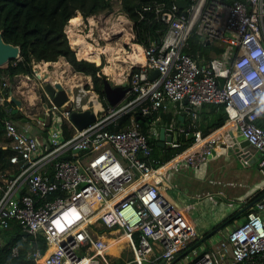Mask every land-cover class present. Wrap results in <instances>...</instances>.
<instances>
[{
    "label": "built area",
    "instance_id": "2783aa9c",
    "mask_svg": "<svg viewBox=\"0 0 264 264\" xmlns=\"http://www.w3.org/2000/svg\"><path fill=\"white\" fill-rule=\"evenodd\" d=\"M118 1V22L107 18L112 12L93 13L82 18L77 29L86 28V38L95 44L117 35H129L135 41V23ZM145 10L165 23L164 32L146 45L133 43L141 47L143 59L130 63L124 98L115 106L107 101L105 107L101 104L96 110L98 118L85 128L78 129L69 115L86 104L91 108L95 92L85 89L82 79L72 83L66 70L63 80L60 76L59 81L48 78L62 70L66 59L37 61L32 73H0V105L11 112L15 104L10 108L7 102L12 96L20 98L19 109L25 118L18 125L11 117L5 120L13 153L10 167L0 170V230L14 219L28 234L43 235L46 245L52 247L44 264H114L111 253L105 251L104 236L94 229L98 226H115L109 231L119 230L127 237L133 257L121 264H264V183L261 197L244 210L245 215L208 235L215 224L204 232L207 237L197 231L194 219H187L196 201L190 198L179 206L161 187L171 173L190 168L199 171L214 149L229 147L224 131L229 124L255 151L264 152V0H187L182 7L177 0L154 1L142 8L141 18ZM194 33L202 43H223L222 56L198 62L185 51ZM152 69L158 74L150 78ZM30 83L39 89L45 83H60L70 91L72 106L61 110L46 92L47 104L40 97L37 102L31 100ZM183 100L190 105L191 121L176 128L171 123L170 128L178 132L197 127V113L204 103L223 104L227 117L223 125L207 133L192 130L190 147L160 162L152 156L155 121L144 132L135 112L141 116L148 105L159 111L164 101ZM36 104L38 112L34 111ZM129 111L133 114L127 127L106 128ZM65 124L72 129L69 135ZM250 159V154L244 156V164ZM255 164L264 177V154ZM237 181L241 184L236 178H229L226 184L234 186ZM210 183L225 184L222 180ZM165 185L176 188L170 182ZM243 189L247 194L236 210L256 194L251 184L244 183ZM217 195L227 197L223 188ZM201 196L197 195V201ZM205 197L218 203L212 192ZM226 203L233 205L234 201L228 198ZM4 241L0 240V247ZM11 251L16 256L17 246ZM32 253L37 259L39 252Z\"/></svg>",
    "mask_w": 264,
    "mask_h": 264
},
{
    "label": "trees",
    "instance_id": "16d2710c",
    "mask_svg": "<svg viewBox=\"0 0 264 264\" xmlns=\"http://www.w3.org/2000/svg\"><path fill=\"white\" fill-rule=\"evenodd\" d=\"M154 1L173 0H121L120 7L130 19L135 23L137 28L136 42L148 44L149 41H154L164 32L166 25L163 21L156 19L151 10L143 12V18L140 16V11L144 6H148ZM228 2L232 0H226ZM244 1V0H242ZM113 6V0H0V31H2L3 39L20 46V57L10 59L6 65L0 66V73H7L13 76L18 73H32V65L40 60L55 61L60 56H63L71 65L74 71L82 72L91 75L93 89L99 93V99L106 106V97L103 90V81L101 72L102 64H95L84 58L78 59L75 51L71 48L68 35L65 30V25L79 11L84 17L93 13L107 12ZM225 50V45L219 41L200 42L199 37L194 33L190 38V47L185 51L190 53L196 59L198 57L205 58L206 62L216 55L220 57ZM233 58V56H230ZM205 62V63H206ZM1 85V79H0ZM11 108L14 106L13 101L7 102ZM147 106V112L141 114L136 121L140 124L142 131L146 132L147 124L153 121L171 122L170 114H161L158 111H153ZM202 107H209L208 113L210 120L204 124L199 117L197 119V127L195 129L203 130L207 133L224 124V105L219 103H204ZM133 112L129 111L116 120L111 121L106 128L109 130H118L125 128L130 124V118ZM10 111L6 107L0 105V170L9 168L10 155L13 153L9 143L11 137L6 133L5 120L10 118ZM136 117V115H135ZM160 117V118H159ZM207 117V115H206ZM176 122L179 121L176 119ZM191 115L185 120V124H189ZM162 125V124H158ZM191 128L192 130H195ZM66 135L71 133L64 125ZM158 140L151 139L152 156L164 162L173 155L185 150L193 143V138L179 140L167 147L158 145ZM158 149H164V152H158ZM261 191L255 194L250 200H254L261 196ZM241 213L233 212L226 216L212 229L233 222L241 217ZM1 233L9 236V240L4 238V244L0 247V264H35V259L31 257V253L36 250H43L46 246V241L43 235L22 233L19 223L12 219L9 221V227L2 230ZM207 234V233H206ZM1 236V234H0ZM17 246L18 253L12 255V247Z\"/></svg>",
    "mask_w": 264,
    "mask_h": 264
},
{
    "label": "crops",
    "instance_id": "0c3cea01",
    "mask_svg": "<svg viewBox=\"0 0 264 264\" xmlns=\"http://www.w3.org/2000/svg\"><path fill=\"white\" fill-rule=\"evenodd\" d=\"M73 45H75V44L73 43ZM93 47H95V46L93 45ZM210 56L216 57V55H210ZM197 60L200 63H205L206 62L205 58H203V57H198ZM59 61L60 62L61 61L64 62L66 60L63 59V56H60ZM49 62H52V61H49ZM68 64H69V62L66 61V64L62 66V69L67 71L69 66H70V64L69 65ZM67 72H68L67 77H68L69 74L75 75L74 81L72 83L77 84L76 78H80L81 75H78L76 72H72V71H69V70ZM56 75L57 74H56V71H55V72H53L50 75V78L51 79L53 78L52 80H54V81L55 80L59 81L58 76H56ZM85 76L88 77L89 75H85ZM155 76H157V75H155ZM88 80H90V79L87 78V79H85V81H82L85 89H91V87L90 88L86 87V83L87 84L90 83V81H88ZM92 87H93V83H92ZM29 97H30L31 100H33L35 102L38 101L37 99L39 97V88L33 86V84H31V83H30ZM85 98L87 99V97H85ZM98 103H99V105H97L96 107L100 108L101 107V103L99 101H98ZM87 105L88 104H86L84 106V108H87ZM36 106L38 107L37 104H36ZM90 107L93 108V109L95 108L94 104L91 105ZM187 109H188V112H187ZM182 111L184 112V118H183L182 121L185 122V120H187L188 117H189L190 105L182 101V103L180 104V109H179L175 105V103L164 101V103L162 104V106L160 107L158 112L163 114V115L170 114L171 117H172L171 118V122L170 123H168V122H163L162 123V122H160L158 120L155 121V124H152V122H150V123L148 122V123H146L147 124L146 132H148L150 130L149 127L151 126L150 124H152L154 126V129L156 130V132H154V134H152V135H155V138L152 137V139L158 140V131H159L160 126L165 125L166 127H170L171 126L170 124L173 123V127L176 128L178 125H180L181 120L178 119V115ZM209 112H210V108L209 107H202L201 106L200 109L198 110L196 119H198V117H199V121H200V118H201L203 120V123L206 124L210 120V117L208 115ZM206 115H207V117H206ZM175 118L178 119L179 121L176 122ZM11 119L17 125L24 121L20 117L11 116ZM157 124H162V125H158L157 126ZM156 126H157V128H156ZM229 126H230V129H231V134L227 130L228 129L227 127H229ZM233 128H234V126L229 124L224 129V131L226 133V139H227L228 145L233 144V141H234L233 137L237 135V132H234L232 130ZM70 130H72V129L70 128ZM201 131L203 132V130H201ZM231 136H232V140L229 139V137H231ZM166 145L162 146V147L165 148V147H167ZM229 148H230V146L229 147H227V146L225 147V145L217 147L215 149L216 150V155L215 156H211L209 158V161H208V164L206 165V167L201 169V170H199V171H195V170L190 168V169H185L183 171H180L178 173H171L166 178L167 179L165 181L166 183L161 185V187L164 189V191H163L164 195H165V193L167 191L170 190L169 187H166L165 184L170 182V183L176 185V188H175L176 192H174V190H175L174 189L173 191H171L172 193H170L169 197H168V195H165V196L169 200H171L174 203H176L177 205L181 206V204L184 205L185 203H188L190 198H191L192 201H196L195 202V207L198 210H200V211L205 209L207 206L211 205L210 204L211 201L206 199L205 194L207 192H209V193L212 192L214 195H217V192L220 191L222 188L218 187V184L210 183V180L221 181L222 180L221 177L227 176V174H228L229 178H231V179H233L235 177L243 178L242 173L239 171V166L236 167V164H235V161H236V159H238V157L234 153H228V149ZM248 148H249L250 152H252V153L255 152V151L251 150L250 147H248ZM158 152L163 153L164 149H158ZM255 154H257V153H255ZM263 154L264 153H261V156ZM238 160L240 161V159H238ZM250 160L253 161L252 164H255V160H253V154H251V159ZM252 164L250 163V164H248L246 166H250ZM210 178H213V179H210ZM230 182H233V181H230ZM263 183H264V180L261 183H255V182L252 183L251 184V190H253L252 192L255 191L256 194L259 193L260 192V187H261V185ZM213 190H215V191H213ZM234 193H235L234 195L236 197L235 200H236L237 205L239 207L241 205V203L243 202L244 196L247 193H246V191L244 189H237V188H235ZM200 194H202L204 196H201V198L198 199V201H197L196 197H197V195L199 196ZM227 206L232 207V206H234V203H233V205H227ZM238 207L235 208L231 213L238 211V210H236V209H238ZM223 211H226V208H223ZM187 219H188V217H187ZM237 220L235 219L233 222H235ZM233 222H229V223H233ZM98 227H101V226H98ZM97 232H99L102 236L108 237V238H111V239H116L117 237H119L122 234V232L119 231V230H111V231L108 230V232H109L108 236L107 235L105 236L103 234L104 230H100V231H97ZM0 234H1L0 240L4 239V238L6 239V237H9V236H5L4 233L3 234L0 233ZM122 235H124V234H122ZM206 235L207 234L204 233V236H206ZM127 247L129 248L128 241H127ZM123 249H124V247H121V248L117 249V251H118L117 254H112V253L109 254V259L113 262V259L120 258L121 254L123 252ZM49 250H50V247L47 246V245L45 246V249H43L42 253H40L41 250H37L39 252V256H38L37 259H35V262H36L35 264H44L43 263V259H44L45 256H47L51 252V250L50 251ZM123 262H121V263H123ZM121 263H118V264H121Z\"/></svg>",
    "mask_w": 264,
    "mask_h": 264
},
{
    "label": "water",
    "instance_id": "95a60500",
    "mask_svg": "<svg viewBox=\"0 0 264 264\" xmlns=\"http://www.w3.org/2000/svg\"><path fill=\"white\" fill-rule=\"evenodd\" d=\"M177 3L179 6H185L187 4V0H177ZM71 48L75 51L77 49V46L71 45ZM20 57V46L6 42L3 39L2 36V31H0V66L6 64L10 59L18 58ZM158 74L157 69H152L150 70L149 76L150 78L154 77L155 75ZM102 81H103V90L105 93V97L109 105L115 106L121 100L124 98L126 91L128 90V79H124L123 81L119 83H113L112 80H110L105 74L102 76ZM45 84H47L45 88ZM44 84V89H39V97L41 102L45 105L47 104L45 101V93H48L51 97L53 102L57 105L60 106L61 110H69L70 107L72 106L71 100L68 98L67 92L70 93L69 90H65L60 83H55V85H52L54 88L51 87L50 83H45ZM56 87V88H55ZM11 100L14 102L15 107L11 109L10 115L13 117H20L22 120H25L23 117V109H19V107L22 105V101L20 98L16 96H12ZM183 102L187 103L186 100H183ZM182 101H175V105L180 109V104ZM136 118L138 119L140 117L139 112H135ZM224 118L227 117V114L224 113ZM98 118V113L95 109H90V108H85L82 110H71L69 119L70 121L78 128L82 129L85 128L87 125L90 123L94 122ZM184 118V112H180L178 115V119L181 120L180 124H183L184 122L182 121ZM228 132L231 134V129L230 126L227 127ZM194 137V133L192 131L185 133V132H178L176 129H172L170 127H166L165 125L160 126L159 131H158V144L160 146H169L171 144L177 143L179 140H186V139H191ZM232 137V136H231ZM234 141L233 144L230 145V148L228 149V153H234L238 159L244 164V156L247 154H253V160H257L260 156L261 153H264L263 151L257 152L255 149H253L252 146L248 143L247 140L243 138L240 134L237 133L236 136L233 137ZM255 152H250L249 148ZM257 153V154H255ZM260 154V155H259ZM216 155V150H213V153L211 156ZM253 161L250 160L249 164H252ZM261 197V196H260ZM260 197L255 198L254 200L250 201L247 205L243 206L240 208L237 213L243 212L246 208L251 206L256 200H258ZM221 227V226H220ZM218 228V227H217ZM212 229L209 231L208 235H211L215 230L217 229ZM1 233V231H0ZM22 233L28 234L27 231H23ZM206 235V237L208 236ZM9 237H6V240H9ZM43 250L40 251L42 253ZM32 258H35L34 254H31Z\"/></svg>",
    "mask_w": 264,
    "mask_h": 264
},
{
    "label": "rangeland",
    "instance_id": "374dc122",
    "mask_svg": "<svg viewBox=\"0 0 264 264\" xmlns=\"http://www.w3.org/2000/svg\"><path fill=\"white\" fill-rule=\"evenodd\" d=\"M118 6H119V1L118 0H113L112 8L108 12H102V13H105V14H108L109 12H112V13L107 15V18L110 20V22H118L119 14L121 13V12L118 13V11H117ZM76 13H77L76 15L81 17V21H82V18L85 20V17L79 11H77ZM110 22L105 23V25L109 26ZM71 23L72 22L70 20L67 22V24L65 25V30L69 29V28H67V26L70 25ZM77 24H71L70 25V27L72 28V31L76 33V35L74 34L75 35L74 37L75 38L78 37L77 34H82L83 36H85V32H86L87 29L84 28V27L82 28V26H81V28L77 29V27H78ZM99 26L102 27L101 23H99ZM67 35H68L67 37L69 39V42L72 43L71 45H73V42L71 40V36L69 35V31H68ZM82 35H80V36H82ZM128 36L127 35H117V36H113L110 39L109 38H107V39H109L108 41H110L112 43V45H118L119 44V46L123 48L122 54H126L127 55L129 52L132 51L131 47H133V49H134L135 45H136V44H133V43H136V42L134 40H131L130 37H128ZM107 39H100L98 41V44H95V43H93V44L94 45H99V47L101 49V47L105 44V42H107ZM88 40H89V42L91 41L90 39H88ZM91 42H93V41H91ZM91 42H90V44L92 45ZM108 55H110L109 51L101 52L100 53V57H99V53H98L97 61H93V62L95 64H97V65L102 64L101 72L103 74H105V76H107L110 80H112L113 83H119V82L123 81L127 77V73H128L129 67H130V63L128 61L127 62L126 61H121V60L117 61V68H116L117 76H114L112 74H108V73H106L104 71V66L109 64L108 61H107L108 60L107 59ZM63 59H65V58L63 57ZM4 65H6V64H4ZM69 69L72 72H76L78 75H81L79 80L82 79V81H85V79L89 78L90 80H88V81H90L91 84L90 83L89 84L86 83V87H89V88L91 87V85H92V77H91V75L86 77L85 76L86 74H84L82 72L74 71L73 68L71 67V65H70ZM46 86H47V84H45V88H46ZM51 87L54 88L52 85H51ZM91 89L96 93V94L94 93L95 100H94V102L92 101V105L94 104V107H96L97 105H99L98 101L103 105V103L99 99V95H98L99 93H97L93 88H91ZM38 110H39V108L37 106H35L34 107V111L38 112ZM229 139L232 140V137H229ZM235 164H236V167L239 166V171L242 173V176H243V178L235 177L237 180H240L241 184H238V181H237L236 185H234V186L227 185L226 182L229 179L228 174H227V176L221 177V179L223 180V182L225 184L224 185H222V184L218 185V187H222L224 189V191L227 194L226 195L227 197L216 195L215 199H217L218 203L214 204V203L210 202L211 205L207 206L205 209L200 211L197 208H193L188 213V215H187L188 218L190 220H192V219L195 220V222H196L195 225H196L197 231L200 234L210 230L215 224H217L219 221H221L223 219V217H225L226 215L231 214V212L238 206L237 202L235 200L236 197L234 195L235 194L234 193L235 188L243 189V184L244 183H247V184H252L254 182L255 183H261L264 180V177L260 173V171L258 170L256 164H252L250 166H246L242 162H240L238 159H236ZM173 190L174 189H170L169 191H167L165 193V195H168V197H169L170 193H172L171 191H173ZM174 192H176V189L174 190ZM228 198H230V199H232L234 201V206H232V207L227 206L226 201L228 200ZM181 206H182V204H181ZM223 208H226V211H223ZM240 215H241V217L243 215H245V211L242 212ZM114 227L115 226H113V227L102 226V227H95V229L97 231L104 230L103 234L105 236L106 235L108 236V233H109L108 230L110 228H114ZM219 233H221V232L219 231ZM216 236H218V235H216ZM104 239H105V237H104ZM132 257H133L132 252L125 245L124 249H123V252L121 254V257L113 259V263L114 264H118V263H121L123 261L130 260V259H132ZM143 264H150V263L149 262H144Z\"/></svg>",
    "mask_w": 264,
    "mask_h": 264
},
{
    "label": "bare ground",
    "instance_id": "6f19581e",
    "mask_svg": "<svg viewBox=\"0 0 264 264\" xmlns=\"http://www.w3.org/2000/svg\"><path fill=\"white\" fill-rule=\"evenodd\" d=\"M70 21L72 22L71 24H77L78 22L80 23L81 17L76 15V16L70 18ZM70 25L67 26V28H69V29H67V31H69V35L71 36L72 42L75 45H78V49H77L78 57L85 58V59L90 60V61H97L98 53L100 56V53L103 51H109L110 52V55H108V57H107V59H108L107 61L109 64L104 66V71L108 74H112L114 76H117V71H116L117 61L121 60V61H126V62L128 61L129 63H131V62L139 61V60L143 59L141 47L139 45H135V48L131 52H129L127 55L122 54L123 48L120 47L119 44L118 45H112V43L110 41H108L109 39H107V38H106L107 42H105V44L101 47V49H100L99 45H94L90 41L92 43V45L95 46V47H93L90 44L89 40L86 39V37L83 36L82 34H77L78 37L75 38L74 36L76 35V33L72 31V28L70 27ZM80 35H82V36H80ZM63 70L64 69H62V71H59L58 73L56 72V74H57L56 76L60 75V79H62V80L64 79L63 78V75H64L63 72L65 71V70L64 71ZM52 73L48 74V78H50V75ZM68 77L71 80V82H73L75 75L69 74ZM94 100H95V98H94ZM97 109H99V108L95 107V110H97ZM105 240H106V247H105L106 250L105 251L107 253L117 254L118 253L117 249L124 247L125 245L127 246V237L125 235H122V234L119 237H117L116 239H111V238L105 237ZM51 249H52V247H50V250Z\"/></svg>",
    "mask_w": 264,
    "mask_h": 264
},
{
    "label": "clouds",
    "instance_id": "9594fccd",
    "mask_svg": "<svg viewBox=\"0 0 264 264\" xmlns=\"http://www.w3.org/2000/svg\"><path fill=\"white\" fill-rule=\"evenodd\" d=\"M3 66V65H2ZM86 75H88V74H86ZM93 88V87H92ZM99 95V94H98ZM107 101V100H106ZM85 109V108H84ZM90 109H93V108H90ZM95 109V108H94ZM4 230V229H3ZM0 231H2V230H0ZM31 254H33V253H31ZM34 259H36V257L34 258Z\"/></svg>",
    "mask_w": 264,
    "mask_h": 264
}]
</instances>
